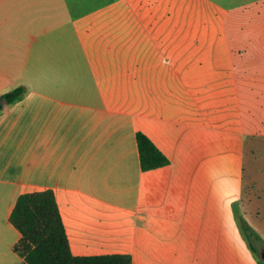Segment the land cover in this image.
Masks as SVG:
<instances>
[{"label":"crops","instance_id":"1","mask_svg":"<svg viewBox=\"0 0 264 264\" xmlns=\"http://www.w3.org/2000/svg\"><path fill=\"white\" fill-rule=\"evenodd\" d=\"M144 1L0 0V96L26 88L0 112V264L45 190L74 256L264 264L236 219L264 241V0ZM137 133L165 166L141 168Z\"/></svg>","mask_w":264,"mask_h":264},{"label":"trees","instance_id":"2","mask_svg":"<svg viewBox=\"0 0 264 264\" xmlns=\"http://www.w3.org/2000/svg\"><path fill=\"white\" fill-rule=\"evenodd\" d=\"M25 94L24 86L4 93L0 96V112L5 106L21 101ZM136 142L143 170L167 164V158L144 134L137 133ZM236 219L250 250L258 255L254 242L264 246V241L241 215L236 213ZM9 221L20 233L13 246V252L21 258L20 264H132L129 255L74 256L51 190L20 195Z\"/></svg>","mask_w":264,"mask_h":264},{"label":"rangeland","instance_id":"3","mask_svg":"<svg viewBox=\"0 0 264 264\" xmlns=\"http://www.w3.org/2000/svg\"><path fill=\"white\" fill-rule=\"evenodd\" d=\"M116 1H117L116 10L118 8H122L123 2H118V0H116ZM183 1H185V0H183ZM226 1L228 2V7H230V8L236 7L237 5L242 3L243 1L247 2V0H225V2ZM143 7L146 9H149V11H152V10L156 9L157 2L155 0H145ZM118 22H119V25L122 26V20L120 18H117V28H118ZM11 89H12L11 87H8L4 90V92L7 93V92L11 91ZM259 202H260L259 213H260L261 217L259 216V219H257V227L259 226V230H263V232H264V197H261ZM237 214L241 215L239 209H237ZM254 245L258 251L257 256L262 258L261 256L264 253V246L258 242H254ZM259 248L261 249V251L258 250Z\"/></svg>","mask_w":264,"mask_h":264},{"label":"water","instance_id":"4","mask_svg":"<svg viewBox=\"0 0 264 264\" xmlns=\"http://www.w3.org/2000/svg\"><path fill=\"white\" fill-rule=\"evenodd\" d=\"M0 102H1V101H0ZM261 257H262V259H263V262H264V254H262V256H261Z\"/></svg>","mask_w":264,"mask_h":264},{"label":"flooded vegetation","instance_id":"5","mask_svg":"<svg viewBox=\"0 0 264 264\" xmlns=\"http://www.w3.org/2000/svg\"><path fill=\"white\" fill-rule=\"evenodd\" d=\"M258 250H259V251H261V249H260V248H259ZM263 254H264V253H263Z\"/></svg>","mask_w":264,"mask_h":264}]
</instances>
